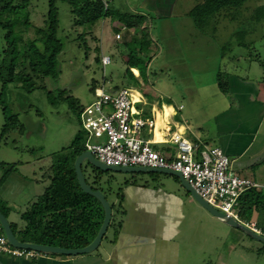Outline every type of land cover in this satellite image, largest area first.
Here are the masks:
<instances>
[{
	"label": "rangeland",
	"instance_id": "1",
	"mask_svg": "<svg viewBox=\"0 0 264 264\" xmlns=\"http://www.w3.org/2000/svg\"><path fill=\"white\" fill-rule=\"evenodd\" d=\"M106 1L111 8L123 13L136 8L140 13L151 15V45L143 51L136 42L126 45L134 30L127 34L123 26L110 18L94 26H78L68 6L59 3L61 17L58 35L65 49L60 56L59 80L47 82L51 97L43 90L28 94L15 85H10L2 97L3 85L0 83V160L5 163L6 170L36 160L49 165L55 157L65 158L74 139L81 135L84 139L79 144L84 148L87 139L80 114L82 109L96 101L95 86H104L107 92L123 88L134 90L131 93L134 101L136 96L138 98V92L146 100L140 104L145 109L143 118H153V101L162 96L158 105L160 112H163L161 103L174 109L173 116L169 117L170 109L167 108L162 117L163 120L169 117L170 132L167 138L173 147L172 132L177 129L176 126H185L184 120H187L189 127V123L195 127L191 130L196 133L202 131L195 124L214 130L218 111L232 106L230 101L223 102L224 95L229 96L231 91V75L246 73L251 80H259V76L264 74V0H258L260 4L263 1V7L258 11L256 21L246 20L252 15V10H246L244 5L233 11L238 21L224 16L215 18L216 22L212 20L203 24L195 11L205 0H175L168 17L150 14L142 6L146 0ZM255 3L257 1L251 0L247 4L252 6ZM29 10L32 27L24 33L25 39L33 38L35 29L44 26L49 0H31ZM82 33H86V44L83 46L76 41ZM117 33L121 34L119 39ZM97 47H100L102 60L104 56L111 57L110 65L104 67L102 63L95 62ZM4 48L5 32L0 29V54ZM131 52L133 55L136 53L135 64L131 63ZM249 54L256 55V60L250 62ZM241 55L244 58L238 67L234 59ZM131 65L138 68L135 72L133 70L136 80L127 75ZM68 98L76 103L74 108L64 100ZM180 104L185 106V110L179 112L177 107ZM4 107L9 116H14L11 122L16 129L8 131L2 139L6 124ZM152 133L148 128L144 130L145 137H151ZM210 144L214 146V143ZM155 149L162 152L164 146ZM45 169L47 172L49 168L45 166ZM83 169L90 185L101 191L111 206H115L116 197L123 199L128 183H139L149 175L165 177L159 173L102 172L88 163L83 164ZM0 208L4 209L1 204ZM201 211L206 232L195 230L185 235L181 241L178 264H264L263 243L240 229L225 225L204 209Z\"/></svg>",
	"mask_w": 264,
	"mask_h": 264
},
{
	"label": "crops",
	"instance_id": "2",
	"mask_svg": "<svg viewBox=\"0 0 264 264\" xmlns=\"http://www.w3.org/2000/svg\"><path fill=\"white\" fill-rule=\"evenodd\" d=\"M249 1L245 8L252 10V15L246 20L256 21V12L263 7V1L260 4V1L254 0L257 3L248 6ZM174 4L175 0H146L142 6L150 14L168 17ZM132 11L139 12L136 8ZM233 18L238 21L236 16ZM248 56L251 58L250 62L256 60V55ZM243 58L241 55L234 59L238 67ZM241 75H231L229 78L231 91L229 96L224 95L223 102L230 101L232 106L218 111L214 130L195 124L202 131L196 133L191 130L195 127L190 123L189 127L187 120H184L185 126H176L177 129L172 133L182 132L187 137L200 140L202 145L220 147L230 158L233 171L240 177L259 183L264 191V74L259 76V80H251L246 73ZM138 95L140 96L139 93ZM140 98L142 99L141 96ZM159 99L162 100V96ZM159 99L153 101L151 107V116L156 118L157 123L151 137L155 142L154 147L164 146L162 152L157 151L168 157H175L176 145L173 143V148L167 138L170 132L168 119L173 116L174 109L161 103V113ZM134 107L136 109L135 105ZM167 108L170 109V115L163 120V113ZM178 111L180 112L179 109ZM210 143H214V146ZM45 166L49 168L47 172ZM51 167L52 162L44 165L42 160L19 164L4 179V173L9 169L6 170L5 163L0 160V181H4L0 183V204L8 212L10 223L16 224L19 231L27 226L24 215L50 186ZM163 175V178L149 175L139 183L125 185L123 199H115V209L107 232L109 235L104 243L107 234L105 235L100 248L95 252L79 256L45 254L36 259L0 254V264H178L181 258V241L187 233L195 230L206 232L201 215L204 208L193 199L177 177ZM252 221L257 224V213Z\"/></svg>",
	"mask_w": 264,
	"mask_h": 264
},
{
	"label": "trees",
	"instance_id": "3",
	"mask_svg": "<svg viewBox=\"0 0 264 264\" xmlns=\"http://www.w3.org/2000/svg\"><path fill=\"white\" fill-rule=\"evenodd\" d=\"M247 1L249 0H205L196 9L195 14L201 18L199 20L201 24L212 20L216 22L217 17L233 18L236 16L233 11L242 8ZM106 2L108 9L105 8L104 0H49V12L44 26L35 29L33 38L25 39L24 33L26 34L32 27L29 10L31 0H0V29L5 32V48L0 54L2 97L10 85H15L28 94L43 90L51 97L52 92L47 82L55 83L59 80L60 56L65 49L58 35L61 17L59 3L68 6L69 12L76 18V25L94 26L101 20L110 18L122 24L127 34L131 29L134 30L132 38L125 42L126 45L136 42L141 51L147 49L152 43L149 30L153 17L133 11L123 13L111 8L109 2ZM115 30L118 32V29ZM76 41L81 46L85 45L86 33L79 34ZM96 52L95 62L101 64L100 47L96 48ZM130 54L131 63L135 64L136 53ZM134 69L138 70L136 66L131 65L127 69V75L136 80ZM97 89V86L93 89L95 94ZM64 100H67L72 108L76 106L69 98ZM1 104L3 105V100ZM3 111L6 124L3 127L2 139L8 131L16 129L15 126L12 127L11 122L14 116L8 115L6 107ZM82 139H84L82 135L74 139L65 158H54L51 167L52 182L45 194L24 215L26 228L19 231L16 224H11L14 234L20 241L79 249L87 247L95 240L103 224L105 212L101 203L95 197L85 194L77 181L75 162L77 157L86 152L85 144L84 148L79 144ZM13 169L14 167L6 171L4 179ZM87 182L90 184L88 179ZM93 189L98 190L94 187ZM240 205L243 219L247 221H252L254 214L257 213V226L264 233V191L252 189L245 192L240 199ZM114 209L115 206H112V210ZM0 210L8 218L6 209ZM0 235H4L1 223Z\"/></svg>",
	"mask_w": 264,
	"mask_h": 264
},
{
	"label": "built area",
	"instance_id": "4",
	"mask_svg": "<svg viewBox=\"0 0 264 264\" xmlns=\"http://www.w3.org/2000/svg\"><path fill=\"white\" fill-rule=\"evenodd\" d=\"M104 3L108 9L105 0ZM117 37L119 39L121 34L118 33ZM111 63L110 56L103 57L104 67ZM132 92L135 91L128 88L107 92L104 86L96 90V101L80 115L86 132V151L108 166L180 172L211 207L264 236L255 221L243 219L240 205L245 192L261 190L263 186L238 176L223 149L202 145L200 140L187 137L182 132L172 137L177 149L175 157H168L157 151L153 137L144 135L146 128L155 130L156 118H143L145 109L140 106L143 101L138 95L134 102ZM134 105L136 111L133 110ZM178 109L181 111L184 106L181 105ZM0 254L24 259H36L45 255L35 250L13 247L5 235L0 236Z\"/></svg>",
	"mask_w": 264,
	"mask_h": 264
},
{
	"label": "water",
	"instance_id": "5",
	"mask_svg": "<svg viewBox=\"0 0 264 264\" xmlns=\"http://www.w3.org/2000/svg\"><path fill=\"white\" fill-rule=\"evenodd\" d=\"M84 163H88L92 167L102 172L111 171L115 173H124V174L159 173V174H167L170 176L177 177L182 183L183 187L187 190V192L191 194L193 199L196 202H198L206 211H208V213H210L217 219L223 221L224 224L230 227H233V228L240 229L242 232H244L249 237L264 244V236L255 233L254 231L250 230L249 228L242 225L241 223L235 221L234 219L230 217H226L224 214L218 212L216 209L211 207L206 201H204L199 196L196 190L184 179L183 175L180 172H176L173 170H166V169L163 170V169H153V168H144V167L108 166L98 161L90 152L86 151L83 154H81L79 157H77L76 162H75V172L77 176V181L82 191L87 195L95 197L101 203V205L103 206L104 212H105L103 224L95 240L87 247L79 248V249H65L61 247L25 243V242L20 241L16 237L9 219L0 210V223L2 226V230L4 232V235L6 236V238L8 239V241L13 247L35 250L37 252L44 253V254H60V255H66V256H79V255L91 254L100 248L102 241L108 232V229H109V226L112 220V216H113V210L106 196L101 191L94 190L93 187L90 184H88L86 176L84 175V171H83Z\"/></svg>",
	"mask_w": 264,
	"mask_h": 264
},
{
	"label": "bare ground",
	"instance_id": "6",
	"mask_svg": "<svg viewBox=\"0 0 264 264\" xmlns=\"http://www.w3.org/2000/svg\"><path fill=\"white\" fill-rule=\"evenodd\" d=\"M134 109H135V107H133V110H134ZM135 110H136V109H135ZM135 110H134V111H135Z\"/></svg>",
	"mask_w": 264,
	"mask_h": 264
}]
</instances>
